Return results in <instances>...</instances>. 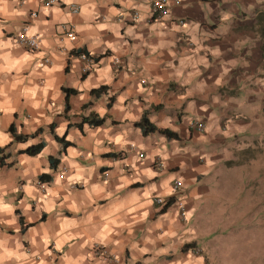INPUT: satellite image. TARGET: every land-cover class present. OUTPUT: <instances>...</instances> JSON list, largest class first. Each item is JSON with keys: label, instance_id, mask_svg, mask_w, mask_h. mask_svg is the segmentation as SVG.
Here are the masks:
<instances>
[{"label": "crops", "instance_id": "obj_1", "mask_svg": "<svg viewBox=\"0 0 264 264\" xmlns=\"http://www.w3.org/2000/svg\"><path fill=\"white\" fill-rule=\"evenodd\" d=\"M44 1L0 0V264H264V197L229 189L262 172L264 0H168L163 20L149 0ZM24 28L37 50L16 43ZM144 116L177 138L144 135ZM175 180L186 221L154 202Z\"/></svg>", "mask_w": 264, "mask_h": 264}, {"label": "built area", "instance_id": "obj_2", "mask_svg": "<svg viewBox=\"0 0 264 264\" xmlns=\"http://www.w3.org/2000/svg\"><path fill=\"white\" fill-rule=\"evenodd\" d=\"M23 1V0H21ZM56 0H47L44 1V6L50 7L54 4H56ZM178 4V1L176 2ZM150 9L152 17L156 20H163L165 17L169 15V2L168 0H149ZM71 12L76 13L78 12V9L74 6L70 8ZM31 16H35V14H31ZM132 17L134 20H137V13H133ZM179 24L183 25L184 22L181 20L179 21ZM63 32L62 35L66 36L70 40L75 39V32L72 27L62 26ZM16 43L18 45H22L30 50H37L39 48V37L38 36H31L28 37L25 33V28L22 29V31L17 35L16 37ZM79 60L83 63V66L81 68L82 74H88L91 72L94 67L97 65V58H95L92 54H79L78 55ZM48 60H44V63L48 64ZM189 127L192 130L198 131V132H205L206 127L205 124L202 121H190ZM140 158L144 157V154H139ZM158 167H162V163L159 161L157 163ZM107 176L106 174L104 175ZM171 200L166 201V199L161 197H156L154 199V202L156 205L161 206L163 208H168L171 205H176L179 208V214L183 218V220L186 221V211H185V205L183 202V184L180 180H175L171 186ZM95 255L97 257H100L104 260L110 261L113 260V258L110 256L108 251L102 247L97 246L94 248ZM197 253V251L195 252Z\"/></svg>", "mask_w": 264, "mask_h": 264}, {"label": "rangeland", "instance_id": "obj_3", "mask_svg": "<svg viewBox=\"0 0 264 264\" xmlns=\"http://www.w3.org/2000/svg\"><path fill=\"white\" fill-rule=\"evenodd\" d=\"M261 49H262V46H261ZM248 151H250V150H248ZM251 152H253V151H251ZM246 154H247V151H246ZM260 156H262V155H260ZM263 160L264 159H262V161L260 163L261 168H262V172H259V174H261L260 181L259 180L255 181L253 175L256 174L257 170L252 167V168H249V170H248V173L251 174V176L249 178L240 179L239 176H237L234 180L231 181L229 189L236 190V191L239 190L241 193H243L242 196H246V193H248L249 191H252V193H256V195H258V197H264V180L262 178V176H264V173H263L264 172V161ZM247 175L248 174H246V176ZM251 177H253V178L251 179ZM258 177H259V175H258ZM243 180H245V182H243ZM242 200L246 202V198L242 199ZM263 202H264V199H262V201L259 199V202L256 203V205L259 207L257 209L264 210ZM262 206H263V208H262ZM240 207H242V205H240ZM238 208H239V206H238ZM231 209H236V207L235 206L233 207L231 205ZM232 211H234V210H232ZM243 211L244 210L241 209V210L238 211V213H234V217H239L240 218V223H239L240 229L238 231H234V232H235V236L240 239L241 243L244 244L245 246H247L248 237H249L248 234L253 235L254 232L252 230L244 228V220H242V218L243 217H247L248 216V212L247 213H243ZM228 216H233V215L231 213H229ZM251 217H252V214H250L248 216V218H251ZM224 218H227V217H224ZM256 233H257V235H259L258 240L262 244L263 241H264V239H263L264 229H260Z\"/></svg>", "mask_w": 264, "mask_h": 264}, {"label": "trees", "instance_id": "obj_4", "mask_svg": "<svg viewBox=\"0 0 264 264\" xmlns=\"http://www.w3.org/2000/svg\"><path fill=\"white\" fill-rule=\"evenodd\" d=\"M256 26H257L256 32H257V34L259 35V37H260V39L262 41V53H263V56H264V10L259 11L257 13ZM263 71H264V66H263ZM103 91H104V88H100L99 90H96L94 92H95V94L98 95L99 93H102ZM66 92H67V95L72 93L71 90H67ZM103 122H104V119L96 118L94 121H89L88 123L91 124V125L99 126V125L103 124ZM138 125L142 129L144 135L148 134L149 132H158V133H160L162 135H165L169 139L177 138V135L172 133V132H170L169 130L156 128L153 124H151L149 122V120L147 119L146 116H144L142 118V120L140 121V123H138ZM11 133L14 134L13 128H11ZM14 136L16 137L17 140H21L22 139L20 136H17V135H14ZM60 141L64 143V146H66L68 144L63 139H60ZM3 151H4V149H0V163H1V165L4 164V157H2ZM27 152L29 154H31V153L32 154H36V153L39 152V148H31V149L27 150Z\"/></svg>", "mask_w": 264, "mask_h": 264}]
</instances>
